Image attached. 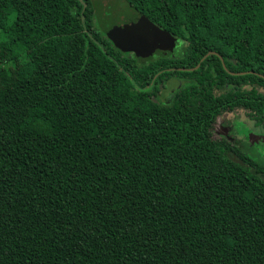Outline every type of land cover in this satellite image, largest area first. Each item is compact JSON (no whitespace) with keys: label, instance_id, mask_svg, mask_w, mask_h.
Masks as SVG:
<instances>
[{"label":"trees","instance_id":"16d2710c","mask_svg":"<svg viewBox=\"0 0 264 264\" xmlns=\"http://www.w3.org/2000/svg\"><path fill=\"white\" fill-rule=\"evenodd\" d=\"M103 1L0 0V264H264V160L212 133L264 130V0H126L142 52Z\"/></svg>","mask_w":264,"mask_h":264},{"label":"water","instance_id":"95a60500","mask_svg":"<svg viewBox=\"0 0 264 264\" xmlns=\"http://www.w3.org/2000/svg\"><path fill=\"white\" fill-rule=\"evenodd\" d=\"M96 14L101 28L122 50L142 52L150 51L157 43L174 47L176 40L153 24L146 16L136 10L126 0H104L96 8ZM210 55H218L226 70L223 57L217 52H209L201 62ZM200 64L193 69H198ZM187 70V69H183ZM233 74H244L233 73Z\"/></svg>","mask_w":264,"mask_h":264},{"label":"rangeland","instance_id":"374dc122","mask_svg":"<svg viewBox=\"0 0 264 264\" xmlns=\"http://www.w3.org/2000/svg\"><path fill=\"white\" fill-rule=\"evenodd\" d=\"M8 39V35L0 31V42ZM155 53H161L159 49L154 50ZM187 81L178 78L171 79L167 88L162 91L161 99L166 103H170L174 94L178 89L186 86ZM215 139H222L226 136H232L242 141L244 151L256 155L264 160V130L256 128L254 122L249 120L243 113L225 114L219 118L212 131Z\"/></svg>","mask_w":264,"mask_h":264},{"label":"flooded vegetation","instance_id":"af4514ba","mask_svg":"<svg viewBox=\"0 0 264 264\" xmlns=\"http://www.w3.org/2000/svg\"><path fill=\"white\" fill-rule=\"evenodd\" d=\"M159 43L155 44L154 47H156ZM153 47V46H152ZM238 139V138H237ZM240 140V139H239Z\"/></svg>","mask_w":264,"mask_h":264}]
</instances>
